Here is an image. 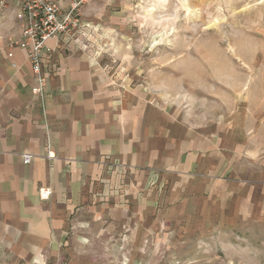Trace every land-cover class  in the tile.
Segmentation results:
<instances>
[{
    "label": "crops",
    "instance_id": "crops-1",
    "mask_svg": "<svg viewBox=\"0 0 264 264\" xmlns=\"http://www.w3.org/2000/svg\"><path fill=\"white\" fill-rule=\"evenodd\" d=\"M0 2V250L57 251L91 216L108 222L109 210L144 214L164 205L230 218L261 209L264 157L258 163L249 118L198 122L114 85L96 56L62 38L46 42L58 68L34 95L24 52L7 58L8 40L20 34V0ZM105 159L130 170L110 172Z\"/></svg>",
    "mask_w": 264,
    "mask_h": 264
},
{
    "label": "rangeland",
    "instance_id": "rangeland-1",
    "mask_svg": "<svg viewBox=\"0 0 264 264\" xmlns=\"http://www.w3.org/2000/svg\"><path fill=\"white\" fill-rule=\"evenodd\" d=\"M80 22L67 42L96 56L114 85L198 122L249 118L262 162L264 0H89ZM258 199L261 209L244 217L164 205L144 214L109 210L108 222L84 220L65 248L0 250V264H264L263 193Z\"/></svg>",
    "mask_w": 264,
    "mask_h": 264
},
{
    "label": "built area",
    "instance_id": "built-area-1",
    "mask_svg": "<svg viewBox=\"0 0 264 264\" xmlns=\"http://www.w3.org/2000/svg\"><path fill=\"white\" fill-rule=\"evenodd\" d=\"M89 0H20V6L15 13L20 24V34L16 39L7 42V58H13V51L19 49L24 52L25 58L32 73L31 93L41 95L47 78L56 72L58 66L49 59L52 49L46 46L50 39L62 38L67 41L73 33L81 27L80 8ZM4 2H0V8ZM13 68L15 63H11ZM49 147V137L46 138ZM22 163L29 164L32 160L30 154L21 155ZM46 158L54 159V155L47 151ZM102 165L118 175L126 170L124 165L105 159ZM48 190H41L40 196L47 198Z\"/></svg>",
    "mask_w": 264,
    "mask_h": 264
}]
</instances>
